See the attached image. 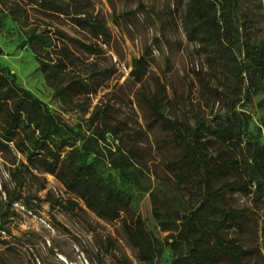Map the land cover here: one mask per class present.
<instances>
[{"label": "rangeland", "instance_id": "rangeland-1", "mask_svg": "<svg viewBox=\"0 0 264 264\" xmlns=\"http://www.w3.org/2000/svg\"><path fill=\"white\" fill-rule=\"evenodd\" d=\"M80 1L105 25L106 37L78 27L66 15L41 13L28 0L21 1L20 15L28 25L40 23L48 28L56 41L59 29L97 47V53H89L70 43L79 60L68 69L69 77L88 78L86 65L96 62L106 76L95 93L66 101L55 96L30 47H20L22 26L10 13L15 0H0V62L68 125L70 142L94 145L99 169L131 194L135 212L164 242L154 264H173L167 242L179 231L182 216L196 205L198 191L179 164L180 144L150 106L159 89L157 80L165 86L160 112L173 121L190 123L223 112L228 90L236 88L237 82L233 75L224 79L203 48L187 37L186 0ZM236 25L242 39L264 47V0H237ZM141 58L147 65L138 80L132 71ZM104 108L111 121L119 124L122 142L110 133L106 143L96 141L98 123L91 114ZM238 110L249 122L247 138L263 144L264 86L252 100L240 101ZM220 147L214 142L213 153ZM124 152L134 157L121 172L112 160L117 162ZM23 162L24 156L12 147L0 151V264H140L121 220L100 217L54 175L33 168L27 172ZM228 202L252 219L245 231L239 234L233 229L228 236H236L246 248L245 264H264V208L241 191L230 193Z\"/></svg>", "mask_w": 264, "mask_h": 264}, {"label": "trees", "instance_id": "trees-1", "mask_svg": "<svg viewBox=\"0 0 264 264\" xmlns=\"http://www.w3.org/2000/svg\"><path fill=\"white\" fill-rule=\"evenodd\" d=\"M15 1L10 13L22 26L24 38L20 47H30L55 96L66 101L95 93L106 76L105 70L96 62L87 64L90 76L83 78L69 77L68 69L76 67L79 60L70 43L89 53H97V47L59 29L55 31L59 39L54 40L45 26L28 25L22 19L21 1L26 0ZM28 1L41 13L66 15L82 29L108 35L105 25L80 0ZM236 5L237 0H186L183 11L187 37L203 48L224 79L233 75L237 82L236 88L228 90L225 110L210 117H197L193 123L173 121L160 112L165 86L159 80L158 92L150 101L155 117L180 144L179 164L194 179L198 191L196 205L182 216L179 231L167 242L173 264H221L222 260L224 264H245L246 248L238 244L236 236L229 237L227 233L236 229L234 232L240 234L252 219L245 210L232 206L228 195L241 191L264 208V143L255 144L247 138L249 122L238 110L240 101L252 100L264 86V47L242 39L236 25ZM25 15L22 14L24 19ZM146 65L142 58L135 61L132 74L136 79L144 75ZM107 113L104 108L91 114L98 123L96 141L106 143V134L110 133L122 142L119 124L113 123ZM71 131L46 102L21 86L15 73L0 62V151H10L12 147L24 156L22 164L27 172L33 168L54 175L69 193L100 217L121 220L130 244L137 250L139 263L154 264L162 254L164 242L148 230L135 212L131 194L117 185L113 176H106L99 169L97 156H93L94 145L77 146L70 142L66 135ZM214 142L221 146L216 154L212 151ZM122 154L123 158L112 163L124 172L134 155ZM261 230L264 234V222Z\"/></svg>", "mask_w": 264, "mask_h": 264}]
</instances>
